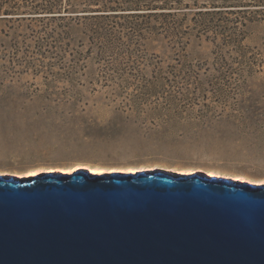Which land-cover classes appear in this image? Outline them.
Wrapping results in <instances>:
<instances>
[{"label":"rangeland","instance_id":"obj_1","mask_svg":"<svg viewBox=\"0 0 264 264\" xmlns=\"http://www.w3.org/2000/svg\"><path fill=\"white\" fill-rule=\"evenodd\" d=\"M47 1L0 0V175L88 164L78 170L264 184V9L215 16L214 25L240 27L235 40L194 32L174 48L127 31L93 39L69 29L77 21L45 16ZM113 20L117 29L142 21ZM159 70L166 86H139L156 84Z\"/></svg>","mask_w":264,"mask_h":264},{"label":"water","instance_id":"obj_2","mask_svg":"<svg viewBox=\"0 0 264 264\" xmlns=\"http://www.w3.org/2000/svg\"><path fill=\"white\" fill-rule=\"evenodd\" d=\"M0 264H264V184L200 171L0 175Z\"/></svg>","mask_w":264,"mask_h":264},{"label":"trees","instance_id":"obj_3","mask_svg":"<svg viewBox=\"0 0 264 264\" xmlns=\"http://www.w3.org/2000/svg\"><path fill=\"white\" fill-rule=\"evenodd\" d=\"M251 8L262 10L264 4L238 5L230 0H48L41 11L52 14L45 16L54 20L57 17L64 20L68 18V23L77 21V24L70 25L69 29L73 30L74 27L83 26L85 31L91 32L93 39H104L127 31V35L141 38L153 37L154 39L156 36H163L169 40L171 47L176 48L184 47L194 32L206 36L213 33L214 37L221 35L225 37L226 42L239 38V26L227 27L228 22L214 25L217 20L215 16ZM61 10L67 14H55L60 13ZM117 17L139 18L142 21L117 29L118 22L113 20ZM88 21H92L89 23L90 28L86 27ZM210 25L213 26V30H210ZM196 73L191 71L188 79L197 77ZM157 75L156 84H139V86H144L146 89L158 85L166 86L162 83L163 74L160 70ZM172 76L177 77V75ZM162 79L169 80V77Z\"/></svg>","mask_w":264,"mask_h":264},{"label":"bare ground","instance_id":"obj_4","mask_svg":"<svg viewBox=\"0 0 264 264\" xmlns=\"http://www.w3.org/2000/svg\"><path fill=\"white\" fill-rule=\"evenodd\" d=\"M81 168H89V165L88 164H84L82 167H80V168H76L75 170H73V171H71V172H85V170H78V169H81ZM78 170V171H77ZM71 172H69V173H71ZM87 172V171H86ZM53 173H59V172H53ZM89 173V172H88ZM64 174H66V173H64ZM91 175H97L98 173H90ZM99 174H106V173H99ZM189 174H191V173H189ZM189 174H186V175H189ZM232 180H235V181H237V182H244V181H238V180H236V179H232Z\"/></svg>","mask_w":264,"mask_h":264}]
</instances>
